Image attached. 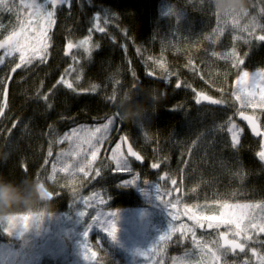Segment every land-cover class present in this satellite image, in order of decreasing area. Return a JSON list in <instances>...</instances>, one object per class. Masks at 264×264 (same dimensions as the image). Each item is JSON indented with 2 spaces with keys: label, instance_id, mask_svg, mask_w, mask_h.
<instances>
[{
  "label": "trees",
  "instance_id": "obj_1",
  "mask_svg": "<svg viewBox=\"0 0 264 264\" xmlns=\"http://www.w3.org/2000/svg\"><path fill=\"white\" fill-rule=\"evenodd\" d=\"M69 1L56 14L43 59L0 69V175L43 182L53 196L50 212H66L65 200L73 202L93 190L111 199V210L140 209L143 203L132 188L122 187L120 178L110 176L108 149L123 135L142 158L141 165L133 163L140 177L153 182L162 175L181 182L183 204L198 206L204 216L220 214L216 200L264 204L259 142L245 131L239 145L233 147L224 129L231 119L236 121L238 109L231 95L240 73L264 72V41L257 39L264 35V0H251L248 14L239 23L238 17L218 22L209 0ZM100 8L115 18L104 31L95 29ZM2 21L5 27L0 41L15 25V14H5ZM251 21L258 26L254 31L243 26ZM86 38L89 44L78 47ZM69 43L73 47L68 48ZM233 49L236 57L229 56ZM148 57L164 64L167 79L147 63ZM234 59L238 66L233 65ZM149 73L154 74L152 78ZM141 87L156 90L160 99L155 112L142 125L121 120L109 98ZM197 93L222 103H197ZM246 114L264 127V110ZM109 118L115 127L108 149L100 156L107 168L93 169L88 177L58 178L51 185L46 179L51 161L64 148L55 145L53 138ZM154 163L157 171L152 168ZM26 214L36 213L13 215ZM6 228L7 222H0V243L5 242ZM194 232L196 240L219 241V230ZM253 238L246 242L243 253L227 252L221 264H245L252 249L264 240L262 236ZM94 241L97 255L92 264H130L104 236H95ZM193 244L192 233L175 234L165 244L166 264L187 254ZM260 247L264 252V245ZM192 258L199 264L196 254Z\"/></svg>",
  "mask_w": 264,
  "mask_h": 264
},
{
  "label": "rangeland",
  "instance_id": "obj_2",
  "mask_svg": "<svg viewBox=\"0 0 264 264\" xmlns=\"http://www.w3.org/2000/svg\"><path fill=\"white\" fill-rule=\"evenodd\" d=\"M26 2L31 3L32 0H26ZM70 2L71 1L69 0H65L64 3H61L60 0H57L55 7H53L51 3H46V11L53 12V23L47 25L46 43L48 42V33L56 23V14L62 11L63 7L65 5H69ZM31 11V9L23 7L21 0H3V3H0V31H2L5 27L2 21L3 16L7 13H14L15 25L12 29L8 30L6 36L10 35L14 30L20 31L23 24L28 37L30 39L35 37L40 24L44 22H38L37 18L30 14ZM244 18L245 16L238 17L237 22H242ZM94 21L96 31H100V29H103L104 31L113 25L115 18L100 8L97 10ZM251 22L252 23H246L243 26H247V28L254 31L258 28V26L256 22ZM0 57L3 58L2 61H0V69H2L6 64L11 67L15 66L14 63L16 65L25 64L21 63L20 53L18 51L12 52L11 55H7L5 49H0ZM146 60H148V64L155 66L154 71L159 72L161 77L164 79L168 78V74L164 73L165 71L159 67V64L162 63L160 60L152 57H148ZM259 72L261 71L249 73L251 76L252 74ZM152 74L153 73H151L150 76H152ZM236 81L233 85V92L237 88ZM256 92L258 100L259 88L256 89ZM231 96L237 105L238 112L242 111L244 113H254L264 110L259 107L242 108L233 94ZM197 99L198 98H196V100ZM109 119L93 126H80L74 129L76 130L75 134L72 130L62 136H55L53 138V141L57 142L55 145H63L64 148L56 153L51 161L50 171L46 177L51 185L54 184L58 178H64L65 176H81L84 174L78 170L60 171L62 165L57 162V156L60 153L65 154V156L62 157L65 164H71L76 160H82L87 167L88 161H91V166L88 168V175L86 177L90 175V172L93 169H101L104 171L107 168L103 157L100 158V156L101 154L104 155L105 150L108 149V144L110 142L109 138L115 127L113 119H111L112 124L109 125L107 131L95 133V136L92 137V144H94L95 148L98 149L94 160L91 156L93 149L88 143L77 140V136H90L91 133L95 132V129L102 128L104 124L108 123ZM230 122L235 123L240 129V142L245 130L243 126L233 119L225 124L224 129L229 135L231 143L232 134L228 131L231 126ZM262 130L264 131V127H262ZM123 137L125 136L120 135L108 149L107 159L112 169L110 176L114 175L115 177L120 178L122 187L132 188L133 192L142 201L144 207L130 210H111L109 208L111 199L99 192V190H93L87 195H79L73 202L70 201V199L65 200V208L68 209L66 212L42 213L38 219L35 218L36 214H26L29 217L28 220L19 221V224H27V228L9 227L8 225V232H5L3 235L5 242L0 243V264H92L96 259V257H91V252L95 251L96 243L94 241V237L99 235L104 236L109 244L121 252L130 264H166V242L172 240L175 234L187 236L188 233H191L186 232V228L182 226L193 228V230L200 229L208 232L211 230L228 232V228L231 227L232 231H235L234 226L226 227L223 225H221L219 229H208L207 223L210 221H208L206 219L207 216L204 215L202 216V222L205 227L200 228L198 226H194L193 221L189 220L188 215L185 214V209L188 206L184 205L181 199L183 191L181 182L173 184L172 181L165 179L162 175L156 177L153 182L142 179L134 170L133 160L129 159L125 153L122 139ZM77 144H80L79 148H77ZM117 144H120V152L125 155L129 162L131 168V171L129 172L116 170V165L112 160V155L113 149H115ZM238 145L239 143L236 147ZM74 151L80 154L72 155L71 159H69V154H72ZM54 163L57 164L55 172H53L52 169V165ZM133 178H136L134 184L125 185L126 181L133 180ZM41 183L44 185L43 182ZM157 186L159 187V192L163 195L162 202L157 199ZM85 199L89 201L87 204L84 202ZM101 200L103 203L100 202ZM169 201H171V203H168ZM165 205L167 206L165 207ZM173 205L175 206L173 207ZM81 211L85 213V216L80 215ZM113 211L117 213V219L115 221L117 233L115 240L109 238L98 223H92V217L97 215V213L103 212L107 214ZM260 211L261 210L259 208L256 209L257 213ZM173 215H176L177 219L173 220ZM188 223L192 224V227H189ZM173 225L175 226V230L170 233V238L165 241H161L159 239L160 235L168 232L169 228ZM86 229L88 231V237L85 243L90 249L88 253L90 259L88 261L83 258L82 249L85 239L83 233ZM9 232H11V234H8ZM250 233L252 238L254 237L253 239H255V236H262L264 238V233H260L258 230L250 229ZM228 236L230 239L233 238L231 232L228 233ZM236 239L240 240V238ZM197 241H199L201 245H207L203 252H201L200 249L193 244L187 251V254L174 259V261L171 260L167 264H197L192 258L193 254L197 255L199 264H205V262L207 264L222 263L225 254L221 256L219 261H216L211 258V254L208 252L209 248L214 251L217 250V245L212 243L213 239L203 238L201 240L197 239ZM247 241L248 240L242 242L246 245ZM260 245H264V240H261L258 247H255L256 254H250V258L245 260L247 261V264H260L259 257L264 256V252L261 253ZM160 249H162V251H160ZM138 252H143L144 254L138 255Z\"/></svg>",
  "mask_w": 264,
  "mask_h": 264
},
{
  "label": "snow or ice",
  "instance_id": "obj_3",
  "mask_svg": "<svg viewBox=\"0 0 264 264\" xmlns=\"http://www.w3.org/2000/svg\"><path fill=\"white\" fill-rule=\"evenodd\" d=\"M61 3H64L65 0H60ZM0 3H3V0H0ZM21 3L23 7L31 9V15L35 16L39 21H43L44 23L40 24L39 30L37 31V34L35 37H32L31 39L28 37L27 32L25 31L23 24L21 26L20 31H13L10 35L6 36L4 40L0 41V49H5L7 55H11L12 52L18 51L20 53V61L21 63H31L32 59L39 57L40 59H43L46 55L47 50V25H50L53 23V12L46 11L45 5L46 3H51L53 7L56 6L57 0H32L31 3L26 2V0H21ZM235 19V17H233ZM217 20L219 22L220 18L217 17ZM223 29H221L222 31ZM247 30V26H246ZM100 31H103V29H100ZM258 40L264 41V35H261L257 37ZM89 44V40L86 38L84 40H81L79 42L78 47H84ZM73 47L71 43H69L68 48ZM87 50V48H86ZM230 57H236L235 49L229 54ZM2 57H0V61H2ZM238 59V58H237ZM240 64L243 63V60L239 61ZM233 65L238 66L236 63V60H233ZM21 67V64H17L16 68ZM159 67L163 69L165 72H167V69L165 68L163 63L159 64ZM151 75V73H149ZM237 88L232 93L233 96L236 98V100L240 103L241 107H259L261 109H264V72H259L252 74L250 76V73L248 71H242L241 74L238 76L237 81ZM179 83L177 84V87H179ZM68 88H72L71 83H67ZM135 87V86H134ZM95 88V86H93ZM259 88V99L257 100V92L256 89ZM115 96V93H113V96ZM110 97V98H112ZM197 103H200L201 99L206 100L210 102L211 104H221V100H215L211 97L204 95L203 93H197ZM109 98V99H110ZM2 111V109H0ZM239 115L243 120H246L248 122V125L251 127V130L256 135H260V131L258 129L256 120L253 116L245 115L244 112H239ZM231 123V122H230ZM112 124V120L109 119L108 123L104 124L102 128L95 129V132L91 133L88 137H81L77 136V140L86 142L89 144V146L93 149L91 152V156L93 160L96 157V152L98 149L95 148V145L92 144V137L95 136V133L107 131L109 128V125ZM74 134L76 130H73ZM228 131L232 134V146L236 147V145L239 143L240 138V129L235 123H231V126L229 127ZM67 138V137H66ZM124 139V138H122ZM80 147V144H77V148ZM78 152H73L72 154H69V159H71L72 155H79ZM49 156L52 155V152L49 151ZM128 155L133 156L136 158V160H141V156L138 155L136 152L132 150L131 147L128 148ZM259 158L264 161V151H261L257 154ZM64 153H60L57 156V162L60 163L62 166L60 168V171H71V170H78L79 172H83L85 176L88 175V168L91 166V161H88L87 167L85 166L84 162L82 160H76L72 162L71 164H65L63 162L62 157H64ZM112 160L114 161L116 165L117 171H131L129 162L125 155L120 152V144H117L115 149H113V155ZM157 164H152V168H157ZM53 172L57 169V164L54 163L52 165ZM74 174V173H73ZM97 176H99V172H97ZM135 179L130 181H126L125 185L134 184ZM147 183V182H145ZM173 184H176L175 180H172ZM43 187V184L41 185ZM157 199L162 202L163 195L159 192V187L157 186ZM47 194V193H45ZM170 194V193H165ZM85 204H87L89 201L85 199ZM103 203V201H100ZM168 203H171L169 201ZM217 205L220 206L221 211L218 216H207L206 219L210 221L207 223L208 229H219L221 225L223 226H234L235 231H232V228H228V232L221 231L219 232V241H223L222 244L219 243L218 240H213L212 243L217 245V250L214 251L213 249L209 248L208 252L211 254V258L219 261L221 259V256L226 254L229 250H231L233 253L237 249L241 253L245 251V243L242 241L251 240L252 235L250 233V229L252 230H258L260 233H264V204H249V203H229L228 201H224L221 203V201L216 200L214 201ZM167 205H165L166 207ZM175 205H173L174 207ZM260 209L261 211L259 213L256 212V209ZM198 209V206H197ZM197 209L186 207L185 214L188 215L189 220L193 221L194 226H198L200 228H204L205 225L202 222V216L203 213ZM42 215V213L36 214L35 218H39V216ZM81 216H85V213L83 211L80 212ZM27 215H20V216H9L7 218V224L9 227H16V228H27V224L20 225L19 221H27L28 220ZM117 219V213L115 211L109 212L107 214L100 212L97 213V215L92 217V223H98L102 230L107 234L109 238L112 240H115L116 233H117V227H116V221ZM172 219H177L176 215L172 216ZM186 228V232H191L193 237V243L196 247L200 249L201 252L204 251V249L207 247V245H201L199 241L196 240V234L193 230V228H187L186 226H182ZM175 230V226H171L169 228L168 232H165L163 235H160L159 239L161 241H165L170 238V233ZM5 232H8V229H4ZM231 232L233 238H229L228 233ZM8 234H11L9 232ZM84 236V243L82 245L83 249V258L88 261L90 259L88 253L90 249L88 248L87 244L85 243L87 237H88V231L87 229L83 233ZM236 238H240L241 242H238ZM162 251V249H160ZM253 254H256L255 249H252ZM219 253V254H218ZM138 255H143V252H138ZM97 253L95 251L91 252V257H96ZM260 264H264V256L259 257ZM245 264H247V261H245Z\"/></svg>",
  "mask_w": 264,
  "mask_h": 264
},
{
  "label": "clouds",
  "instance_id": "obj_4",
  "mask_svg": "<svg viewBox=\"0 0 264 264\" xmlns=\"http://www.w3.org/2000/svg\"><path fill=\"white\" fill-rule=\"evenodd\" d=\"M213 13L221 18L243 17L248 14L251 0H209ZM140 96L142 99L137 100ZM159 96L154 88L128 89L110 98L116 115L123 121L142 125L148 114L155 112ZM34 178L23 177L19 181L0 175V222L16 212L45 214L52 208V196L45 186ZM47 193V194H45Z\"/></svg>",
  "mask_w": 264,
  "mask_h": 264
},
{
  "label": "water",
  "instance_id": "obj_5",
  "mask_svg": "<svg viewBox=\"0 0 264 264\" xmlns=\"http://www.w3.org/2000/svg\"><path fill=\"white\" fill-rule=\"evenodd\" d=\"M149 77L152 78V76H150V75H149ZM201 103H203L205 105H209V106H217L218 105V104H211L210 102H208L206 100H203V99H201ZM245 115H248V114H245ZM249 116H251V115H249ZM237 121L239 123H242L245 126V128L250 133V135H251V137L253 139L258 140L260 142V151H264V132L262 131V128H261L260 124L256 121L258 129H259V131L261 133L260 135H256L255 133L252 132L251 127L248 125V122L246 120H243L239 114L237 115ZM123 145H124V150H125V153H126L127 157L129 159L133 160V162L136 163L137 165H141L142 164V158H141V160H136L135 157L128 155V148L129 147H131L134 152H135V150L133 149V147L131 146V144H130V142L128 141L127 138L123 139ZM52 199H53V196H52ZM222 243H223V241H220V244H222ZM229 251L231 253H233L231 250H229ZM235 252L241 253L239 251V249H237Z\"/></svg>",
  "mask_w": 264,
  "mask_h": 264
},
{
  "label": "bare ground",
  "instance_id": "obj_6",
  "mask_svg": "<svg viewBox=\"0 0 264 264\" xmlns=\"http://www.w3.org/2000/svg\"><path fill=\"white\" fill-rule=\"evenodd\" d=\"M243 128H244V130H245V131H247V129L245 128V126H244V125H243ZM247 132H248V131H247ZM263 132H264V131H263ZM248 133H249V132H248ZM249 134H250V133H249Z\"/></svg>",
  "mask_w": 264,
  "mask_h": 264
},
{
  "label": "flooded vegetation",
  "instance_id": "obj_7",
  "mask_svg": "<svg viewBox=\"0 0 264 264\" xmlns=\"http://www.w3.org/2000/svg\"><path fill=\"white\" fill-rule=\"evenodd\" d=\"M239 242H240V240L239 239H237Z\"/></svg>",
  "mask_w": 264,
  "mask_h": 264
}]
</instances>
